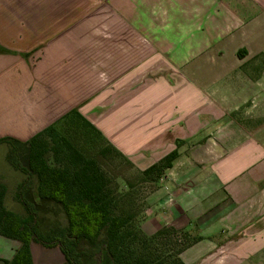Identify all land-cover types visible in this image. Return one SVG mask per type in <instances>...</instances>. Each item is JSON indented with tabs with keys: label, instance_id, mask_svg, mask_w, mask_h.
<instances>
[{
	"label": "crops",
	"instance_id": "1",
	"mask_svg": "<svg viewBox=\"0 0 264 264\" xmlns=\"http://www.w3.org/2000/svg\"><path fill=\"white\" fill-rule=\"evenodd\" d=\"M73 110L144 169L224 117L264 149V0H0V138L28 141ZM252 184L239 215L227 192L170 224L210 213L202 224L227 223L205 260L264 264V180ZM19 247L0 234V264Z\"/></svg>",
	"mask_w": 264,
	"mask_h": 264
},
{
	"label": "trees",
	"instance_id": "2",
	"mask_svg": "<svg viewBox=\"0 0 264 264\" xmlns=\"http://www.w3.org/2000/svg\"><path fill=\"white\" fill-rule=\"evenodd\" d=\"M71 116L78 118L76 127L83 130L80 142L86 139L94 145L83 142L82 148L77 145L81 143L74 144L66 137L55 144L48 138H54L58 125ZM97 139L105 146L95 144ZM1 145L6 147L7 162L22 177L13 195L20 209L13 210L6 204L10 189L3 181L5 175H0V234L20 242L13 258L4 260L5 264H34V242L58 247L64 264H186L181 254L201 239L198 235L190 239L192 231L184 228V237L189 240L176 243L179 248L173 258L162 257L159 245L179 231L166 226L153 236L140 233L135 224L136 212L128 208L131 192L120 189L117 176L111 175L108 168L117 156L132 161L76 110L28 141L4 137L0 138ZM52 151L53 162L49 157ZM179 156L176 148L141 174L147 180L158 181Z\"/></svg>",
	"mask_w": 264,
	"mask_h": 264
},
{
	"label": "rangeland",
	"instance_id": "3",
	"mask_svg": "<svg viewBox=\"0 0 264 264\" xmlns=\"http://www.w3.org/2000/svg\"><path fill=\"white\" fill-rule=\"evenodd\" d=\"M230 119L232 118H222L219 121L223 127L222 130L217 131L213 135L207 134L205 129L204 131L206 132L202 133V139L199 138L187 144L184 142L179 143L178 141L180 156L175 161L174 166L166 170L158 181L147 180L143 177L141 171L144 170V165H136L134 162L132 164L128 163L119 156L115 157L108 166L111 175L117 176L120 189L131 192L132 204H129L128 208L136 212L135 224L140 233L142 232L146 236H153L166 226H173L179 231L175 232L176 234H172L173 236L171 237L173 239L165 238L166 244L159 245V247L162 246L159 253L162 254L164 259L173 258L172 256L179 248L176 243L184 244L187 242V238L184 237V231H182L184 228L176 227L170 223H175L178 226L181 223H185L187 221L186 218L194 217L198 209L206 208L207 205L212 204L216 196L227 192L230 193L231 200L236 208L235 211L237 210L236 212L239 215L243 208L253 199L249 196L254 188L252 183L261 179L264 180V149L248 148L247 143L241 142L247 136V133L242 129L243 127L235 129L237 126H234ZM65 122L67 124L62 122L58 125V134H53L54 138L47 134L48 138L52 142L55 141L56 144L58 141L62 142L61 137H66L74 144L81 143V145H77L83 148V144L87 141L85 139V141L80 142V138L84 133L81 132L83 130H79L76 127L79 122L78 118H72L71 116L69 121ZM92 135L96 138V134L93 133ZM99 140L97 139L95 144L105 146V143ZM86 144L91 145L93 141H88ZM5 154L6 147L1 145L0 172L6 176L3 177V181L10 189L6 204L7 207L17 210L20 209V204L14 200L13 195L16 184L21 181L22 177L21 173L6 161ZM222 154L225 158L221 161H212ZM54 156L53 151L49 153L52 162L54 161ZM212 171L213 175H211ZM220 181L224 185L228 184V187L224 186L221 189L218 186ZM185 196L190 197L186 207H193L179 216H177L178 214L174 216L173 210H175V206ZM183 203L186 205V201H183ZM229 203L227 201L222 205V208L228 206ZM208 207L207 210L209 209ZM211 217L212 214L208 213L199 222L193 221L192 225L186 226L185 229H189L193 233L190 239H194L197 235L201 236L200 243H198L199 241L196 242L198 244L195 243L196 245L191 246L185 253L186 264H208L210 262L205 260L207 259L206 252L209 245L207 236L218 234V228L222 224L227 223L225 220H219L213 226L209 225V223L202 224L203 221H210ZM174 247L175 249H173ZM35 248L34 257L36 264H64V255L58 247L47 248L34 242ZM227 263L229 262H221V264ZM235 263L248 264V261L242 260ZM250 263L258 264L257 261L253 260Z\"/></svg>",
	"mask_w": 264,
	"mask_h": 264
}]
</instances>
